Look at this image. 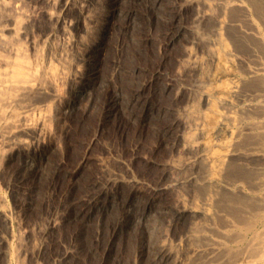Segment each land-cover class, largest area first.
I'll use <instances>...</instances> for the list:
<instances>
[{
  "label": "bare ground",
  "instance_id": "6f19581e",
  "mask_svg": "<svg viewBox=\"0 0 264 264\" xmlns=\"http://www.w3.org/2000/svg\"><path fill=\"white\" fill-rule=\"evenodd\" d=\"M124 1L106 0L104 10V5L102 6L103 14H101L104 19L101 22L95 17L97 14L90 13L84 2L77 0V11L80 14L78 16L82 17L83 27L79 25L80 23L77 25L80 26L79 28H84L91 38L72 40L66 46L64 43L60 45L61 43L56 42V44L54 41L58 34L66 36L68 29H65L64 24L67 22L64 23L63 19L76 5L75 0H34L31 7L25 0H0V175H3L8 166L16 164L24 173L21 180L27 182L39 178L40 181L48 164L49 154L55 151L62 152L60 142L54 137L56 132L54 133V128L51 129V123L59 124L62 119L76 112L81 104L84 106L83 103H85L83 109L85 113H89V110L95 107L97 94L103 91V86L99 79L97 80L96 71L94 72L93 69L95 64L91 66L90 57L99 58L106 43L104 35L108 36L112 29L114 31L117 20L123 21V25L121 22L120 25L123 26L124 31L135 30L140 25L138 17L146 15L141 14L142 12L139 14L136 9V6L145 0H130L133 5L131 4L132 7L128 9L122 8ZM149 1L146 8L148 10L145 9L147 14L150 11V18L153 17L166 25L161 38L157 37L160 38L159 44L163 53L173 51L178 43L182 44V51L174 56L175 60L173 59L172 63L173 71L176 69L175 73L167 76L162 69L156 72L154 70L155 73L142 87L154 86L156 90L160 86L159 92L161 90V93L169 97L170 103L173 104L163 112L175 114L170 123L160 130L162 135L160 141L158 140L159 146L167 148L166 157L162 160L157 158L153 160L150 157L144 159L145 163L159 170V176L157 175L158 178L154 180L155 183L152 181L154 184L144 189L147 183L139 182L135 175L129 176L131 171L125 162L129 175L125 173L126 171L117 173L116 169L114 171L109 168L112 164H105L106 162L96 158V164L99 163L98 166L101 165L103 169L100 170L101 177L97 178L98 184H95L96 180L93 179L95 182L92 186L97 189L96 194L86 196L76 204L73 203L74 205L66 201L65 205L60 206L63 207L60 215L56 212L57 217L59 216L58 223L51 221L48 230L44 233H52L58 225L69 222H80L86 227L94 226L93 243L101 242L103 251L107 250L108 255H106L110 259L114 243L122 239L125 241L124 236L128 238V233L133 230L135 234L133 233L131 254H133L132 259H135L134 262L132 259L131 262L129 261L133 262L132 264H139V261L147 256L152 257V264H264V0ZM254 18L263 26V32L254 23ZM41 23L49 25V29L42 34V37L39 35L38 37L35 32ZM90 23L94 26H88ZM74 27L75 25L73 29ZM159 46L156 49H159ZM73 48H76L75 51L72 50ZM81 60L82 62L86 60L92 68H87L85 73L79 72L76 65L78 61L81 65ZM134 71L132 70V74ZM108 78L105 82L111 95L109 104L103 108L104 117H102L105 121L111 116L112 119L115 115L122 116L124 120L132 119L140 125L139 127L145 128L152 126V122L160 118V112L153 108L151 101L146 103L143 101L145 99L142 100L139 90L127 96L123 91L113 87ZM143 94L145 95L146 92ZM47 102H52L54 116L50 111L43 109L45 113H41L38 121L31 122L30 112L36 109L37 103L41 106V103ZM47 105L49 108L51 104ZM137 105L141 106V113L134 116L130 112ZM128 111L131 115L126 114ZM101 129L98 127V130ZM97 132L91 141L88 139L89 146L96 142ZM45 138H48L49 142L48 139L45 141ZM50 138L54 139L53 143ZM89 160L84 154L76 169L85 168ZM60 164H56L53 168L56 173L61 174ZM116 164L119 166V163ZM66 175L73 180L76 171ZM17 180L10 185L7 181V187L10 190L21 189L23 182L21 181L20 184ZM127 184L131 185V189L127 194H123L119 187ZM28 190L30 191V188ZM191 192L193 194H189ZM31 194L21 201L25 206L24 209H29L32 205L34 194ZM168 195H172V200L169 199L171 204H167L162 199ZM203 198L209 200V206L211 202L216 203L217 205L212 204L213 207L218 206V210L222 211L221 214L214 211L215 216L220 215H217L220 230L216 225L212 226L218 230L219 237L213 242L214 247L206 243L208 239L206 240L205 230L210 225L205 226L208 222L205 220H208L213 212L210 213L211 210L207 209L211 206L206 208L207 205H202L201 201V204L198 203L199 199ZM5 208L4 198L2 200L0 197V227H2L0 232L6 228V231L4 230L6 233L3 231L4 235L0 233V247L6 248L3 250L7 255L5 257H11L15 253L9 248V242L13 239V236L10 237L12 233L10 234L9 228L12 221ZM111 214H114V222L110 224V236L102 240L99 225L102 219ZM181 222H186L187 225L185 224V231L179 235L176 230ZM170 237L179 239V243L173 246ZM39 246L36 247V251H33L34 248L32 251L36 255L42 253L44 255L43 247ZM3 247L1 248L4 249ZM61 250L57 256L63 261L69 257L73 258L71 256L75 254L78 255L76 250L74 254L66 247ZM90 250L97 251L94 248ZM60 261L59 263H63Z\"/></svg>",
  "mask_w": 264,
  "mask_h": 264
},
{
  "label": "rangeland",
  "instance_id": "374dc122",
  "mask_svg": "<svg viewBox=\"0 0 264 264\" xmlns=\"http://www.w3.org/2000/svg\"><path fill=\"white\" fill-rule=\"evenodd\" d=\"M25 1H26L27 5H30V7H31V5H33V1L34 0H32V2H30L31 0H25ZM79 1L80 2H84V4L87 5V8L90 9V13L92 15L93 14H97V15H95V17H98V20H101V22L103 21L104 18L102 16V14H103L102 11L106 7V0H103V1L102 0H79ZM178 1L180 2L181 0H178ZM129 2H130V4H129ZM149 2H150L149 0H145V1H142L138 6H136V9L139 12V14L141 12H142L141 14H143V13L146 14L145 16L140 15V16H142L141 18H140V16L138 17L141 20L140 21L138 19V21L140 22V25H139L138 28H136L135 30L130 29L128 31H124L123 26H122L123 25V21L121 22L119 20L121 22V24H122V25H120V22H118V20H117V22L115 24L116 28L114 29V31L112 29L113 32L111 31V33L108 36H106L107 34L104 35V39H105V42L106 43H105L104 49H103V51L101 53L102 55L100 54V56H99L98 59L97 58H94V57L93 58L90 57V61L92 60L91 66L93 64H95V65H93L94 67L93 66L92 67L94 69V72L96 71L95 73H96L97 80L99 79V81L101 82V84L103 86V91L102 92H98L97 99H96V103H95V107L93 106L92 110H89V113L88 112L85 113V111L83 110L84 107H85V103H83L84 106L81 104V107H79L77 109L80 112H78L77 110H76V112L74 111L72 114H70V116L68 115L67 118L65 117L64 120L62 119L59 124L58 123L56 124L55 122H52L51 123L52 124V128L51 129L53 130V128H54L55 129L54 130V133L56 132L55 133L56 136L54 135V137L56 138V140H58L60 142V143L59 142L58 143L60 144L59 146L61 147L62 150L61 149L60 150L62 152L55 151L54 153L51 152L49 154L48 164H47V166L45 168L44 174L40 177V181H38L39 178L38 179H35L33 181L27 180V182L26 181L24 182L23 180H21L20 178H22V175L24 173L21 172L22 170H19L20 168H17L18 166L16 164L15 165L12 164L11 166H8L10 168L8 169V167H7L5 169V171L3 172V175H0V197H1L2 200L4 198V203H5V206H6L5 209H6V211L8 210V214L10 215L9 217H11L10 219L12 221V224H11V226L9 228L11 229L10 230V234L12 233V235L10 237L13 236V239L11 238L12 239L11 240L9 238V240H11L10 241L11 243L9 242V248H10V250L12 249V251L15 252L13 254V256H11V257H9V256L8 257H5L7 255H6L5 251H3V250H6V248H4L3 246H1L4 249H2L0 247V264H16V263L17 264L18 263L19 264H50V263L51 264H54V263L55 264H118V263L119 264H125V263L126 264H132L134 262V259L135 258L132 259L133 254H131V248H132L131 246L133 245V242H134V235H133L134 232H133V230H130V232L128 233V236H129L128 238H126V236H124L125 237L124 238L125 241H123V239H122V240H117L116 243H114V247H113L114 249H112L113 254L111 252L112 255L110 256V259L107 258V255H108L107 250L105 252L103 251V246H102V243L101 242L99 244H97V243L94 244L93 243L94 242L93 239H94V235H95V228H94V226L89 225V226L86 227V226H83V224L80 223V222H75L76 224L74 222H69V223H65L64 224L66 227L63 224L62 225L61 224L58 225L54 229V231L52 233L46 234L44 232L48 230L50 224L53 221H55V222L58 223V217L59 216L57 217V213L60 215L61 210L63 208V207L60 208V206H63V204L65 205L66 204V201L69 202V203H71V204H73V203L76 204L81 199L85 198L86 196H91L93 194L94 195L96 194V190L97 189L94 188V186H92V185L95 182L94 180H96L95 184H98V181H97L98 179L97 178H100L101 177V175H102L101 171H103V169H101V167H100L101 165L98 166L99 163L96 164V162H95L96 158H97V160L100 159L104 163L106 162L105 164H109V165L112 164L111 165L112 167L110 166L109 168L112 169V170H114V171L117 170V173H120L121 174V173H124L126 171L125 173H127L128 175L131 173L129 176L135 175L134 177L135 178L137 177L136 179L139 182H142V183H145V184L147 183L146 185L148 187L143 184L145 186V187L143 186L144 189H148L151 186V184H154L155 181H156V178H158V176H159V173H158L159 170L157 168L151 167L150 165H148L147 163H145L144 162V159H147V158L150 157V158H153V160L154 159L155 160H157V159L158 160L159 159L162 160V159H164L166 157V155L168 154L167 148L166 147H160L159 146V141H160L159 138H161V135H162V133H161L160 130L161 129H164V127H166L170 123V120H172L173 117H175V114L163 112V110L165 108H171L173 106V104L170 103L169 97L164 96L161 93V90L159 92L158 89L159 88L161 89V87L159 86L160 84L158 82H157V86H159V88L158 89L156 88V90L153 88L154 86L152 88H147V87L142 88V87H143L144 84H146L149 81V79L152 77V74L155 73L156 70H158V69H160V70L162 69V72L165 73V74L167 73L166 74L167 76L173 75V73H175L176 69H175V71H173L174 68H173V64L172 63L175 60V57L174 56L180 54V52L182 51V44L181 43H178L176 45L177 46L176 47L177 49L176 48H173L174 49L173 51H170V52L167 51L166 54H165V51H164V53H163V49H160L161 48V44H159L160 43V40L159 39L163 35L164 28L166 29V25H165V23L159 22V20H156L153 17L150 18V16H151L150 15V11H148V14H147L146 10H148V9H146V8L149 5ZM74 4H76V5H74V8L71 9V12H70L71 14L69 13L70 15L68 14L67 16H65L66 20H65V18L63 19V22L64 23L67 22V23H65L66 25L64 24V26L66 27L65 29L66 30L68 29L67 30V34H66V36H62V35H59L58 34L56 36L55 41H54L55 43L56 42H58V44L61 43L60 45H62V43H64V45L68 46L67 44L69 42H71L72 40H74V41H78L79 40L80 41L83 38L85 40L91 38V36L89 34H86V32L84 31V28L83 29L82 28H79L80 26L83 27L82 17H79L78 16L80 14L77 11V0H75V3ZM122 4H123L122 5V8L123 9H128V8L132 7V5H133L130 0H125ZM124 4H126V5H124ZM103 5H104V7H103V10H102V6ZM138 7L141 10L138 9ZM98 8H99V10L101 8L100 12H99ZM187 13H188V11H187ZM87 14H86V16H87ZM148 16H149V19H148ZM256 20L257 19L253 20L254 23L257 24V27L263 32V29H262L263 26H261L260 25V22L258 20L257 21ZM73 21H74V23H73ZM77 23H80L79 24L80 26H78ZM41 24L38 27L39 29L36 28L37 29L36 30L37 32H35V35L36 36L39 35V36L42 37V34H44V32L47 29H49L48 28L49 25H47L45 23H41ZM86 24H88V21H87ZM74 25H75V27L73 29V26ZM90 25L91 26H94L92 23H90L88 26H90ZM135 31H137V32H135ZM126 32L127 33L129 32V33L127 34ZM138 32L140 34H138ZM141 33H143V34H141ZM115 34H117V35H115ZM124 34H126V35H124ZM158 34H160V35H158ZM81 35H83V36H81ZM58 36H59V38H58ZM158 36L160 37L159 39H157ZM152 40H153V42H152ZM120 41H122V42H120ZM124 41H128V42L125 43ZM146 41H147V43H146ZM156 41H157V43H156ZM158 46H159V49L158 48L156 49V47H158ZM149 47H151V48H149ZM74 49H76V48H73L72 50L75 51ZM143 50L145 52H147V53H144ZM105 55H106V57H105ZM163 55H164V57H163ZM161 56H162V58H161ZM168 59H169V61H168ZM164 60H165V62H164ZM107 61L110 64L107 63ZM80 62H82V60ZM84 62H85V64H83ZM86 63H87L86 60H84L81 63V65H80L79 61L77 62L76 67L78 68L79 72L80 71H83L85 73L86 70H87V68H90L91 67V66L89 67V63H87V64ZM106 64H108V65H106ZM142 65H143V68H142ZM157 65H159V66L157 67ZM164 66H165V68H164ZM165 69H167V70H165ZM132 70H135L133 74H132ZM154 70H155V72H154ZM119 71L121 72V74H120ZM102 74H103V76H102ZM130 74H132V75H130ZM114 75H115L116 78L114 77ZM107 78H108V81L111 82V84H112L113 87H115L116 89H119V90L123 91L126 95L127 94L129 95L131 93H134L135 94L139 90V92H141L142 97H143L142 100L145 99L143 101L146 102V103H149V101H151L152 103L150 102V104L153 106V108L154 109H157L161 113V114L159 113V117L160 118H158L154 122H152V124H153L152 126L145 127V128L139 127L140 125L138 123L136 124V122L134 120H132V119L130 121L124 120L122 116L121 117L120 116L118 117V116L115 115L113 119L111 118L113 116H111V117H109V118L106 119L107 121H105V118H103L104 117L103 108L106 106V104L107 105L109 104L108 103L109 102L108 100L110 99L109 97L111 95V93H110L111 91L106 86V82H105V79L107 80ZM123 79L124 80H127L129 83L127 81H124ZM126 88H127V90H126ZM145 92H146V94L144 95L143 93H145ZM146 95H147L148 98L146 97ZM167 99H169V100H167ZM157 100H159V101H157ZM167 101L171 104V106H170L169 103H167ZM161 102H164V103H161ZM37 104H35V105H37V107L35 106L36 109H33L30 112V120H31V122L34 121V123H36L38 121V119L40 118V115H42L41 113L44 112V110H46L48 112L50 111L51 112L50 114L54 116V114H53L54 113V110L51 107V106H53L52 102H50V103L47 102L46 104H44V103L42 104L41 103V106H39L40 105L39 103H37ZM47 104H51V105H49V108L51 110H49ZM160 104L161 105L163 104V105L161 106ZM45 105H47V107ZM168 105L170 107H168ZM38 106H39V108H38ZM163 106H164V108H163ZM141 109H142L141 106H138L137 105L133 110H131V112L128 111V112H126V114H130L131 113L134 116H138L141 113ZM105 122H108V124L105 123ZM155 122H156V124H155ZM98 124H100V126ZM53 125H54V127H53ZM61 125H62V127H60ZM63 125H65V126H63ZM98 127L100 129L102 127V129L101 130H98ZM134 127H136V128H134ZM95 128H97V130ZM96 131H98L97 132V139H96V142L97 143L96 142H93V145L91 143L92 146L91 145L89 146V143H90L89 140L91 141V139L95 135V132ZM134 131L136 133H134ZM57 133H58V135H57ZM145 133H147V135ZM45 139H46L45 141H47L48 138H45ZM51 139L52 138H50V140ZM54 139H52V143H53ZM149 140H150V142H149ZM152 140H154V141H152ZM47 142H49V139H48ZM33 143H35V142H33ZM67 144H68V146H67ZM158 147H160V149ZM156 148H158V149H156ZM166 150H167V153H165ZM144 151H145V153H144ZM84 154L87 155L89 157V159H90L89 162H88V165L85 166V168H80V169L78 168V169H76L77 166H78V162L84 156ZM116 157L118 159L121 157V159H119V160L118 159H115ZM123 160H125V161H123ZM136 160H137V162H136ZM115 162L116 163H119V166ZM124 162H125V164L128 165L129 170L131 171V172L129 171L130 173H128V171L126 170L125 166H127V165H125ZM59 163H61L60 165L62 167V169H61L62 172L60 171L61 174L60 173H56L55 172V168H53V167H56V164H59ZM62 164H64V165H62ZM121 164H122V166H123L124 169L122 168ZM98 167H99V169L97 170ZM18 170H19V173L20 174L18 173ZM51 171L52 172L54 171V173H52ZM72 171H76V177L73 180H71L70 177L68 175H66L67 173H71ZM97 172H98V174H97ZM156 172L158 174H156ZM63 174H64V176H63ZM4 177H6V178H4ZM149 178H150V180H149ZM15 180H17L20 184L23 182V184L21 185V189H18L17 190V189H13L12 188V190H10L7 186L10 185ZM62 180H64V181H62ZM7 181H8V183H7ZM35 181H37V182H35ZM6 183L8 185H6ZM30 184H32L33 186L30 185ZM130 187H131V185H129V184H127V185H121L119 187V189H120L121 192L123 191L122 192L123 194H127V192H129V189H131ZM29 188H30V191L28 190ZM42 190H44L45 192L42 191ZM37 191H38V193H37ZM30 193H32L31 195L34 194L32 196V198H33L32 205H31L32 208L29 207V209L30 208L32 209V210L30 209L31 211L29 209H24L25 206L21 202V201L24 200V198H26V196H29ZM189 194H193V193L191 192ZM194 197H196V196H194ZM171 198H172V195H168L167 197L165 196L162 199H164V202L166 201L167 204L168 203L171 204V200H172ZM169 199H171V200H169ZM203 199H199L198 203L201 204V202H202V205H207L206 208L207 207H210V206L213 207L214 204L217 205L216 203H212L211 202L210 203V206H209V203H208L209 200L208 199H205V198H203ZM60 204H62V205H60ZM211 207L210 208H207V209H210L211 210L210 213L211 212H213V213L211 214V217L208 218V220H205V221H208L205 226L210 225V226H207L208 229L206 227L205 237H206V240L208 239L206 241V243L209 246L212 245L211 247H214V243L213 242H216L219 239V237L217 235H218V230H220V227H219L220 222L218 220L217 215L221 214L222 211L220 212V210H218L219 209L218 206H217V208H215V206L213 208H211ZM57 208L60 209L59 210L60 212L58 211ZM23 210L25 211V213H24ZM214 211H216L219 214L216 213L217 215L215 216V212ZM223 215H224V213H223ZM113 217H114V214L113 215L112 214L109 215V217L107 216V218H105L104 220L102 219L101 224L99 225L100 226L99 227L100 228L99 229L100 230V236L101 237L103 236L102 237V240L106 239L108 237V235L110 236V233H111L110 232L111 231V227L110 226L114 222ZM211 218H212L213 221L211 220ZM214 218L216 219V221H215ZM55 219H57V220H55ZM185 224L187 225L186 222H184V223L181 222L177 226L176 232H179V235H181L180 233H182L183 231H185V229H186V225ZM215 225H216V227H217L218 230L216 228L212 227V226H215ZM62 226H63V228H62ZM1 228L2 227H0V229ZM209 229L214 230V231L212 232ZM4 230L6 231V228H3L2 231L0 232L2 235H4L6 233ZM3 231L5 233H3ZM214 232L216 234H214ZM77 234H78L79 237L77 236ZM213 235H215V236H213ZM16 237L18 238V240L20 238L22 240L20 239L18 241ZM209 237L210 238L212 237V239H210ZM57 241H59V243ZM19 242H21V243H19ZM23 243H24V245H22ZM170 243L173 246H176V243L177 244L179 243V239H175V238L170 237ZM39 245L41 246V248L43 247L42 248V251L44 252V255H43V253L42 254H39V255H36L35 252H33V251H36V249H37L36 247H38ZM103 245H104V243H103ZM182 245L183 244L181 243V246ZM64 246L66 247V249L67 248H68V250L70 249L69 251L72 252V253H74V251L76 250L75 252L78 253L79 256L74 253L75 256H71V257H73L71 259H70V257H69V259H66L64 261L62 259H59V257L57 256V254L59 255L61 253V251H62L61 249L62 248H65ZM15 248L17 250L18 249L19 250L18 251H15L16 250ZM33 248L35 250L32 251ZM80 248H81V250L82 249L83 250L81 251ZM90 248L97 249V251H95L96 253L93 252V251H92L93 252L92 253L91 250H90ZM59 249H60V252H59ZM51 252L53 253V255H52ZM29 255H31L32 257H29ZM33 255H35L34 258H33ZM147 257H144L142 259L143 261L140 260L141 262L139 261V264H152L153 263V261L151 260L152 257L151 256L150 257L147 256ZM57 258H58V260H57ZM131 259L133 261L132 263H130L131 262ZM54 260H56V262H54ZM59 260H61L63 263H59ZM71 260H73V261L71 262ZM46 261H47V263H46Z\"/></svg>",
  "mask_w": 264,
  "mask_h": 264
}]
</instances>
